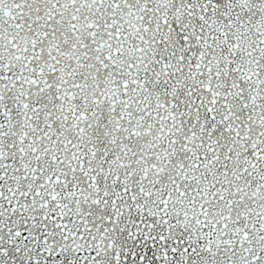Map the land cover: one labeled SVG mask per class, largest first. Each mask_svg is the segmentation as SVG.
Instances as JSON below:
<instances>
[{
    "label": "snow or ice",
    "instance_id": "1",
    "mask_svg": "<svg viewBox=\"0 0 264 264\" xmlns=\"http://www.w3.org/2000/svg\"><path fill=\"white\" fill-rule=\"evenodd\" d=\"M0 264H264V0H0Z\"/></svg>",
    "mask_w": 264,
    "mask_h": 264
}]
</instances>
